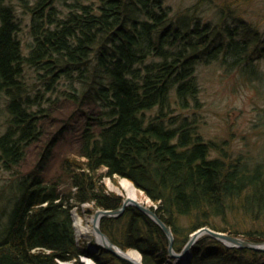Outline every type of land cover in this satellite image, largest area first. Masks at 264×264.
Returning a JSON list of instances; mask_svg holds the SVG:
<instances>
[{
	"label": "trees",
	"instance_id": "obj_1",
	"mask_svg": "<svg viewBox=\"0 0 264 264\" xmlns=\"http://www.w3.org/2000/svg\"><path fill=\"white\" fill-rule=\"evenodd\" d=\"M17 6L30 22L28 54ZM259 6L264 11V0H194L178 11L166 0H0V165L16 170L44 141L56 108L71 111L16 184L0 264H77L82 256L129 264L91 248L93 239L76 238L74 209L122 206L106 178L129 180L156 205L176 253L205 227L264 242V164L223 148L214 155L194 111L199 66L219 62L259 77ZM68 134L75 148L55 160ZM100 227L123 251L136 250L142 264H173L166 234L136 207L103 218ZM186 264H264V253L204 235Z\"/></svg>",
	"mask_w": 264,
	"mask_h": 264
},
{
	"label": "rangeland",
	"instance_id": "obj_2",
	"mask_svg": "<svg viewBox=\"0 0 264 264\" xmlns=\"http://www.w3.org/2000/svg\"><path fill=\"white\" fill-rule=\"evenodd\" d=\"M193 1L166 0L174 11H178L181 6H190ZM259 9L264 13L260 6L258 7ZM17 10L18 18L21 20L19 37L22 41L24 54H28V47L31 44L30 22L28 16L23 13L19 6H17ZM262 25L264 32V21ZM198 74L201 87L200 107L194 111L198 118V131L206 141L216 144L213 154L218 155L217 150L224 149V151L231 153L233 157L241 155L249 163L264 164V62L260 63L259 77L248 78L238 70L229 69L219 62L199 66ZM4 107L5 99L3 98L0 100V113L2 114L1 110ZM180 111L178 110L177 113H180ZM154 112L151 111L148 114ZM70 115L71 111L68 105L62 104L58 106L53 120H49L45 125L47 131L44 141L28 149L22 165L16 170H6L0 165V240L3 238V231L9 223L10 214L15 204V196L18 194L17 182L22 183L23 180L21 178L27 177L37 166L40 152L52 140L60 126L67 123ZM57 145L59 146L55 149V160H58L60 153L61 155H69L72 152L76 145L75 136L68 134L64 140H59ZM55 166L56 161H54L53 170H55ZM122 179L125 178H117L115 184L111 179L106 178L105 185L108 192L118 194L124 201L126 195L120 185ZM135 189L138 193V202L150 207H156L141 190L136 187ZM81 208L82 212H76L82 218L83 225L92 228L91 221L96 210L91 213L93 210L91 204L84 205ZM87 210L89 211L87 212ZM76 236L80 243L90 245L89 242L92 239L96 242L91 232L86 235H80L76 232ZM86 259H89V257ZM86 259L80 258L77 264H83ZM89 260L94 263L92 259Z\"/></svg>",
	"mask_w": 264,
	"mask_h": 264
},
{
	"label": "water",
	"instance_id": "obj_3",
	"mask_svg": "<svg viewBox=\"0 0 264 264\" xmlns=\"http://www.w3.org/2000/svg\"><path fill=\"white\" fill-rule=\"evenodd\" d=\"M128 207H136L141 212L146 214L150 219H152L166 234L168 240H169V256L171 259H179L184 260L191 257V251L194 247V245L198 242V240L204 236L208 235L212 239H215L217 241H220L228 248H237V249H249L256 252L264 253V242L262 243H256V242H250L243 238L232 236L228 233L224 232H218L214 231L210 228H202L193 233L190 237V240L184 247L183 251L181 253H176L173 249V243H174V236L171 231V229L162 221V219L157 215V213L150 207L145 204H142L136 200L131 199H125L122 206L115 210H97L93 217V224L92 228L94 230V237L96 240V250L100 247L103 248L106 252L110 253L114 257L123 260L129 264H142V259L140 256V262H135L134 260L130 259L128 257V252L123 251L121 248L116 246L110 238L102 232L100 223L101 220L105 217H112V218H118L122 216L126 209ZM73 216V214H72ZM75 227V225H74ZM100 237L101 243L98 242V238ZM132 251V250H131Z\"/></svg>",
	"mask_w": 264,
	"mask_h": 264
},
{
	"label": "bare ground",
	"instance_id": "obj_4",
	"mask_svg": "<svg viewBox=\"0 0 264 264\" xmlns=\"http://www.w3.org/2000/svg\"><path fill=\"white\" fill-rule=\"evenodd\" d=\"M120 185H121V188L123 190V192L125 193L126 195V199H131V200H136L138 201V193H137V190L135 189V187L129 182L127 181L126 179H122L121 182H120ZM124 202V201H123ZM84 205H89V204H84ZM82 205V206H84ZM93 206V205H92ZM75 210V211H74ZM74 229H75V234L76 232L79 233L80 235H86L88 234L89 232H91L93 235H94V230L93 228H90V227H85L83 225V221H82V218L78 215V211L76 209H74ZM82 210V209H81ZM97 210H100V209H97ZM96 210V211H97ZM103 210V209H101ZM73 211H72V214H73ZM77 211V212H76ZM89 210H87L88 212ZM95 211V212H96ZM94 212V214H95ZM94 214H93V217H94ZM92 224H93V218H92ZM77 238V236H76ZM78 240V239H77ZM98 242H102L100 237L98 238ZM128 252V257L132 260H134L135 262H140V256H139V253L136 251V250H129V251H126ZM83 259L85 258H88L87 256H82ZM81 257V258H82ZM90 259V258H89ZM89 259H86L83 264H94L92 261H90Z\"/></svg>",
	"mask_w": 264,
	"mask_h": 264
}]
</instances>
